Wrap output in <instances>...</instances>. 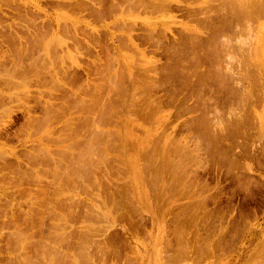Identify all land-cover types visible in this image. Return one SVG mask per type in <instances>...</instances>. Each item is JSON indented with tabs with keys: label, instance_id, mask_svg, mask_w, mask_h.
<instances>
[{
	"label": "rangeland",
	"instance_id": "rangeland-1",
	"mask_svg": "<svg viewBox=\"0 0 264 264\" xmlns=\"http://www.w3.org/2000/svg\"><path fill=\"white\" fill-rule=\"evenodd\" d=\"M182 1H184V0H182ZM200 1L201 0H194L193 2L195 3L194 5H196V6L193 5L194 8L191 6H190L191 8L189 7L192 11H195V13H194L195 15L198 14L197 16H194V17L193 16H187L184 14H176V15L174 14L175 18H172L173 17L172 15L167 16L166 14L164 15L163 13L162 14L158 13V14H160L158 16V14H156L155 12L145 13L147 15H145L144 13L139 14V13L135 12V13H133L134 14L133 16L132 15L130 16V13L128 10L125 13L126 14L125 16L127 17V15L129 14L128 15L129 19L133 20L135 18L134 21L139 20L141 22V23L139 21L135 22L136 26H138V27H136L137 29L138 28L140 29L142 26L147 27V26H149V24L155 23L156 20L158 21V23H160V22L164 21V19H165V21L163 23L170 25L171 28H173V29H174V26L176 29V27H178L177 25L182 21L181 22L182 24L180 23L181 25H184V23L187 24L189 22L187 25L192 26V24H193V27H197L198 29H200L202 31L204 26L206 25V23H204L203 19H205L209 16L215 15V12H214L215 9L213 7L218 2L216 0H208V3H206V1L203 0L205 2L201 1L202 3H199ZM100 2H101V5H104L107 7V11H108V9H112V1L111 0H99V1L98 0H0V128H1V134H2V135L0 134V153L1 152L6 153V152L14 151V150H15L14 152L16 153V156L15 155H6L3 158H0V163L1 164L4 163V167H2L3 164H2V166L0 164V168H3V171H2V169H0V179L2 177L3 183L7 184L6 185V184L1 183L2 180H0V188L2 189V193H4L6 196V197L2 196V194L0 192V196H2L0 199L2 201V202L0 201V203H1L0 204V264H10L9 262H11V263L14 262L13 264H15V261L17 260L16 258H18V257L20 260H17L16 262L19 263L21 261L20 263L23 264V257H21V255L26 254L25 248L28 249V252L31 249L32 252H29V254L31 255L33 253L32 248L40 245V244H38L39 242L41 244H44L42 248L41 247H38V249L33 248L34 253H33L32 257H30L27 253V257L29 256V258L31 259V263H29V264H74V262H75V264H264V188L262 187V186H264V170L261 171V169H260V172H259V169L257 170L256 165H255V160L258 161L257 158H259L260 161H264V159H263L264 157L263 158L261 157L264 155L261 152H259V155H260V153L262 155L258 156V151L255 152L258 148H259L258 150H260L261 145H264V121L262 122V124H260L259 120H257L258 118L254 119L255 121L253 122L252 134L254 133L253 136H254V138L256 137L257 141L259 140V137H260V141L259 142L256 141V145L254 144L253 148L249 147L248 148L249 151H248V153H246L247 155L248 154L250 155V158H251V156L253 157L252 153H254V156L256 154L257 155L256 159L254 157L251 158L252 160L248 159V158L244 159V160L242 159L239 161L240 163L239 162L237 163V166L234 165L231 167L228 165H226L227 167L225 165L223 167L221 165H216V166L214 165V167L216 169H213L212 158L210 156H208L207 154L205 156V152L203 150H201L202 151V152L200 151L201 153L196 151L192 155L190 152V155L187 153L188 156H182V155H181L182 157L179 156L177 158V160L180 163V167L175 168V166L173 164L172 165L170 164L171 162L168 163L169 161L165 159L169 155L166 154V156L165 155L163 156V154H162L163 158L158 155V157H159L158 159H160V160L162 159V163L159 160L158 164L161 163L162 167L156 165L158 167L157 174L159 173V175H157L156 172L154 173L153 172L154 170H152V168L149 167L150 165H147V166L144 165L147 163V161L145 159L146 158L145 155L143 154L144 149H142L141 146L142 145L147 146L148 148L146 147L147 148L146 150H148V151L153 148L154 144H152V143H155L154 140H157L156 137H158L157 133L155 132L154 123H155V120L159 116L158 117L143 116L146 111L143 113V110L141 109V107H142L141 105L143 104V102H141V104H139L140 103L139 101H142L141 100L142 97L140 96L139 93H141L142 92L141 89H143V99L145 98L146 95L149 96V94L147 93L148 90L146 89L147 88L146 85H148V84H146V82L149 80H146V76L154 75V72H153V74H152V72H149L148 74H143V72H144L143 68L144 67L145 68L151 67V65H146V63L144 61L150 60V59H155V58H157L155 60H158V59H160V57H155L151 53H147V56L145 58H142V56H138V54H136V52H134L133 50H128V49H124L120 53V55H118V56H116L113 53L114 51H110L108 54L107 49H110V47L108 46L109 48H107V47H105V45L107 43L111 44V42L109 40H108L109 42L107 41L109 36L107 37L105 29H103V28H105L104 27L105 26L104 21L103 20L100 21L99 19L96 20L95 17H92L89 15L87 10L84 11L85 5H87V7L90 6L92 8H95V7H99ZM197 2H198V5L196 4ZM203 3H204V5H202V6H205V7H202L199 9L198 6H200V4H203ZM96 4H98V6H96ZM206 5H207V7H206ZM128 6H129L128 3H126L124 7L128 9ZM108 12H107V14H108ZM109 13H110V16L106 14V16H108L105 19L106 23H108V21L110 23L111 22L110 19L113 16L115 17V14L112 16L111 12H109ZM152 14L155 15L154 19H153L154 16ZM86 15H89L90 17L88 16L89 18H87V17H85ZM117 15H119V14H117ZM149 15L151 17L152 16L153 17L151 18V17H149ZM163 15L167 16V17H164ZM203 15H205V16L203 17ZM141 17L142 18L144 17V20L140 19ZM157 17H158V19H156ZM188 17H191V18L188 19ZM85 18H87V19L85 20ZM175 19L180 20V21H177ZM92 20H96V21L94 22ZM131 20H129V22ZM151 20L152 21L154 20V22H152ZM173 20H175V21H173ZM87 21L90 22L89 24L91 26L87 24L88 23ZM113 21H114V18H112V22H111L112 24H110V26L108 25V27L110 28L109 32L111 31L112 35L113 36L115 35V37L118 38L121 34V32H120V31H122L121 29H123V25H121L119 22H114L116 24H113ZM176 21L178 22V24ZM242 21L240 20V22H239L241 24V26H240V24L237 27L234 26L233 29H231L229 31L228 36L230 35L229 38L231 40L236 39L237 36H239V35H244V33L247 31V26H246L244 20H242ZM85 22H86L87 26H86V24H84ZM142 22L144 23V25L142 24ZM174 22L176 25L174 24ZM71 24H74V25H71ZM133 24L129 23L128 28H131V26ZM145 24H146V26H145ZM97 25H98V28L95 27ZM74 28L76 29V31ZM100 28H102V29L99 31ZM111 29H113L116 33L114 31L112 32ZM94 30H98L99 32H101V34H102L101 37H104L106 39L105 45L101 42L104 45V46L102 45V48L105 47L104 50H106V53H104V51H103L101 56H103V54H108V55L103 56L104 59H102V61H103V64H106L107 61L109 60L108 62H110V63H107V64H109V66L108 67L106 66L109 70L107 68H104L103 71H101L106 76H104V75L101 76V74H103V73L98 71L97 73H94L93 75H91V78L93 80L91 78L89 80H86V76L83 73V69H84L83 65L84 64L87 65V64H89V61H91V62L93 61V65L95 66L99 62H95L96 59H94V57H92V56H91V58H89L91 54H93L97 58L96 51L94 52L92 50L90 55L88 54V56L86 55L87 56L86 57L85 56L86 51L85 52L83 51L84 52V54H83L82 50H81L82 48L80 49V47H84V49H85V46H82V45H84L83 41L86 37H89L90 35L97 37L96 35H94V34H96L94 32ZM67 32H69V33H67ZM74 36H76V40H74L75 39ZM104 38H102V41L105 40ZM79 41L83 42V43H79L80 45L81 44L82 45L78 47L77 44ZM74 42H75V44H74ZM96 45H98V44H96ZM232 45H236L235 42ZM233 47L231 48L230 51L233 50L232 54L236 55L239 59L240 58V56H238L239 53L237 52L238 53V55H237L236 50L233 49ZM69 48H71V49H69ZM222 49H223L222 46H221V48L219 46V48L217 49V52L215 53V56H216L215 58H217V61L219 60V63L222 62L225 64V63H228L227 61L229 60V58L228 59L225 58V57H227L226 52L229 50L228 49L222 50ZM63 50H65V51H63ZM263 50L264 49H262V51ZM223 51H226V52H223ZM262 51H261V49L259 50L258 55H257L258 58L256 57V59H255V60H257L258 64L260 63V66H259L260 68H258V72H261L260 76H259V73L256 72L255 69L251 70L253 67H250L247 69V70L250 69L249 71H251L252 75H250L249 71H247L246 73L244 72V74L246 75L245 76L246 79L249 80V83H251V81H252L253 87L252 88L249 87V89L250 88L252 89L251 93L253 95L256 93L253 96V98L255 97L254 100L257 98H260L259 96H261L264 92V71H262V70H264L263 69L264 68V51L263 52ZM65 52L68 53V55H67L68 57L66 56L67 53H65ZM54 53L55 54L58 53L59 58L56 59V57H57V55H56V57L54 59L53 58ZM133 54L135 55V57L137 59L134 57ZM219 54H221L222 56ZM75 55H77V56L75 57ZM112 55H114V56H112ZM217 55L219 57H217ZM73 56H74V58H76V60L73 58ZM115 56L119 60H117ZM51 58H52V60H51ZM125 58H126V60H125ZM48 60H49V62L50 61L51 62L49 63ZM116 61H117V64H116ZM118 61L120 64H118ZM141 61L143 62L142 64H141ZM40 62H43V63H40ZM44 62H47V64H45ZM131 62H132V65H131ZM138 62L140 65L137 64ZM233 62L234 61L231 62V60H230V63L232 65H233ZM48 63H49V65H48ZM128 63H130V64H128ZM165 63H166V60L164 58L162 59L161 62H158V64H161V65H163ZM261 63L263 65H261ZM42 64H44V65H42ZM118 65H120V67ZM126 65L128 68L133 70V74L135 76L134 79L136 82L138 79L139 80L141 78L142 79L140 80L141 82H137L138 84L136 83L134 85V84H132L133 82L131 83L129 96H126L125 98H121V100L117 103L116 109H112V112L110 110V114H108V111H107V114L109 117L105 116V118L107 117L109 119V121L111 119H113V120H111L112 122H110L109 126L105 127V130H110V131L113 130L112 133L116 134V136L114 134V136L112 138L114 140L111 139L113 144H112V142H109L112 146L114 145L113 148L111 147L110 144H108L109 146L106 145L108 147V148H106V146H101V147L100 146H96V147L90 146V144L88 143L89 142L88 138H90V137L89 136L87 137L88 134H87L86 129L88 127L86 124L89 123V120H91L92 117H95V115H96L95 118H97L99 115V112L95 113L97 111H94V110L91 111V112L95 113V114H93V113L87 112L86 109H82L83 106H91L92 105L91 103L95 102V99L94 100L90 99L91 96L86 98L87 103L85 102L82 105V107L78 106V105L74 104V102H72L70 114H68L69 108L66 109L68 111L67 117L64 118V120L67 119L66 122H68V123L65 122L66 123L65 124V123H63L64 121L62 120L59 124H57V126H55V128L57 127L55 132L52 133L48 129V131H50L48 134L47 133L48 131L46 130L47 127H45L44 130H42L41 127L38 125L39 123L42 122V119H43L42 117H44V113H45L44 112L45 109L43 111V106H41V105L44 104V106H46L45 104L51 103V102L53 103V105H52L53 107L56 104L57 105L60 104V106L64 104L63 103V100L65 98L64 95L62 97L63 100L61 97H59V96H62L61 91L63 92V90H61V91L59 90V89H62L60 86L61 84H63V83L65 84L64 85L65 87H63V89L65 88L66 91H68V92H66V93H68L66 95H69V89H72V88H74L73 89L74 91L76 90L79 93L87 92L89 89L90 95H92V97L95 98V94H97V90L94 89L96 87H94L93 85H96L98 87L97 84L103 82V84H105V86H103V84L102 85L99 84V86L101 88H104V89L107 88L110 85L109 80L111 78H112L110 80L111 82L116 81V76H115L116 74H114L115 72H117L118 76H119V74H120V76L121 75L123 76V77L119 76V79H124V78L126 79L128 76V74H127L128 69H127ZM235 65H236V63H235ZM235 65H234V67H235ZM42 66H46V69L44 67L42 68ZM72 66L74 67V69ZM78 66L79 67L83 66V67L81 69V68H78ZM112 66H114L115 69ZM37 67H38V69L40 68V71L37 70ZM69 67H70V70L68 69ZM117 67H118V69H117ZM121 67H123V68H121ZM106 69L108 70V72H106ZM61 70H63L64 73L67 72L66 77L68 76V80H71V79H69L70 77L74 78V79L71 80V82H66L67 80H65L66 77L63 75L64 73L62 74L64 77L60 76L61 79L58 78L59 76H57V75H60L61 72L60 73H57V72L61 71ZM65 70H67V71H65ZM15 71H17V72H15ZM53 71H57V72L53 73ZM69 71H71L70 72L71 74H68ZM110 71H112L113 74ZM134 71H136V72L134 73ZM139 71H142V72H139ZM40 72H42V74H40L39 77L35 76V73H40ZM47 72L50 73V74L48 73L50 76H53V75H51L52 73L55 74L54 76L56 78H53L54 76L52 77L53 79H56V81L53 80L55 82H53L52 79L50 80V77L48 76ZM120 72H122V74ZM13 73H14V75H13ZM108 73L109 74L111 73L110 76L111 75H113V76H111V78L107 79V75L109 77ZM144 73H147V72H144ZM11 74H12V77H10ZM123 74H125L126 76ZM247 74H248L249 78H247ZM95 75L96 76L99 75L100 78L98 76L96 77ZM262 75H263V77H262ZM252 77H254V78H252ZM143 78H145V80ZM259 78H261V79L258 80ZM57 79L61 80L60 82H62V83H60ZM63 79L65 81H62ZM76 79H78V80H76ZM102 79H104L105 81H100ZM254 79L256 81L258 80V82H257L258 84H256V81L254 82ZM94 80H96V81H94ZM97 80L99 81V83ZM41 81L43 82L42 84L40 83ZM88 81H90V82H88ZM87 82H88V84H87ZM91 82H92V84H91ZM96 82H97V84H96ZM118 82H119V80H118ZM246 82H247V80H246ZM52 83H53V85H52ZM142 83L144 84V86H141V85H143ZM107 84H109V85H107ZM111 84L114 85L115 83L114 84L111 83ZM125 84L127 86V81L125 82ZM40 85H42V86H40ZM136 85L140 89L136 88L137 87ZM112 87H109V88H112ZM256 87H257V89H255ZM134 88H136V89H134ZM51 89H53V90H51ZM104 89H100V92L108 90V88L105 90ZM138 89L140 92H138ZM132 90H133V92H132ZM134 90H136L138 92L136 98H134V97H135L137 92L134 93ZM144 90H146V91H144ZM51 91H53L54 93L53 92L51 93ZM55 91H57L58 93H56ZM131 92L134 95L131 94ZM59 93H60V95L57 96V99H55L56 96H54V95H57ZM64 93H65V91H64ZM258 93H260V94H258ZM38 95H40V96H38ZM50 95H52V96H50ZM138 95L141 99L139 98L140 100L137 103L136 100H138ZM256 95H259V96L257 97ZM36 96H38L39 99L40 98L42 99V100H39L36 102V103H40V101H41L40 105L36 104L33 101L34 98L36 99ZM69 96H66V97H69ZM148 96H146V98ZM32 97H34V98H32ZM50 97H51V99H50ZM130 97H132V98H130ZM261 97L264 98V94ZM58 98H60L62 100V102ZM262 98L260 99V101L263 100V102L259 104L260 107L258 105V108H256L257 110L255 109L257 112V116H263V113H264V99H262ZM8 99H10V100H8ZM133 99L134 100L136 99L135 100L136 102H134ZM72 100H73V97H72ZM16 101H18L19 103H17ZM42 101H44V103ZM45 101L46 102L48 101V102L45 103ZM49 101H51V102H49ZM131 101H133L132 104H131ZM89 102H90V104H89ZM34 103L37 106H35ZM128 104H131V105H128ZM133 104L135 106H137V108ZM132 105L136 108L135 109L134 107H132V109H134L133 113H132V110H126L127 109L126 107L129 108V106H130L129 109H131ZM74 106L75 107L77 106V107L75 108ZM122 106H123V108H122ZM29 107H31L32 109L30 110ZM80 108H81V110H80ZM66 110H64L65 113H66ZM115 110L117 111V113H115L116 112ZM137 110H138V112L135 113V111H137ZM167 110L166 111L164 110L165 111L164 113L168 112ZM78 111H79V113H78ZM126 111L128 113H126ZM129 111H131V113ZM85 112H86V114H85ZM87 113H89V114H87ZM124 113H126L128 115V117L124 116ZM129 113H130V115H129ZM138 113H139V115H138L139 117L137 116ZM81 114L82 115L85 114L84 117ZM132 114H134L137 117L134 118V115H132ZM87 115H89L90 118ZM112 115H114V116H112ZM116 115H119V116L123 115L122 117H124V118L120 117V118H122V119H120V118H118V116L116 117ZM33 116H34V118H37V117L40 118L39 119L40 122L38 120H36L37 125H35V127L29 126L28 121H27L29 119V117L31 118ZM140 116H143V117H140ZM103 117L104 116H102V118ZM113 117L115 118V121L118 124L114 121ZM80 118H82V119H80ZM87 118H89V119H87ZM105 118H103V119H105ZM136 118H138L137 119L138 121H135ZM153 118H155V119H153ZM74 119H76L77 121ZM123 119H124V121H123ZM152 119L154 122L151 121ZM68 120H70L71 122L74 121L73 122L74 124L70 123V121H68ZM84 120L87 123H85ZM117 120L118 121L120 120L121 122L120 121L118 122ZM139 121L140 122L142 121V122L140 123ZM69 123L72 125L71 126L68 125L69 126L68 127L67 124H69ZM123 123H125L124 129L126 130V133H124L123 129H122V127L124 125ZM145 123H147V124L145 125ZM75 124H76V126H75ZM148 124L151 126H149ZM128 125H130V126H128ZM74 126L75 127L84 126L83 131H80L84 137L76 138V136H74V134L72 133L73 132L72 129L74 128ZM114 126H116V127H114ZM134 126H136L137 128L135 127V129L133 130ZM70 127H72V128H70ZM128 127H129V129H128ZM30 130H32V131L30 132ZM41 130L43 132H41ZM59 130L61 131V133L58 132ZM115 130H116V132H115ZM62 131H64V133H62ZM69 131H72V132H69ZM50 133L53 135H51ZM123 134H125V135H123ZM184 134L182 136L176 135V137H179V139H181L183 137H186V134L185 135ZM117 135H120V139L117 138L118 141L116 140ZM121 135H122V137H121ZM63 136H65V138ZM71 136L72 137L74 136L75 138L74 137L72 138ZM187 138H189V137H187ZM29 139L32 140V142ZM68 139H69V141H68ZM71 139L72 140L78 139V140H74V142H72ZM119 140H122L124 142L126 141V142L124 144V142H121ZM189 140H190V138H189ZM189 140L187 139V141H189ZM62 141H64V144L62 143ZM127 141L129 142L128 146H127V144H128ZM25 142H27V144ZM41 142L43 144H41ZM75 142H76V144L73 145L72 143H75ZM132 142L135 144H133ZM39 143H40V145H39ZM131 143L136 147L132 148ZM86 144H88V145H86ZM78 145H80V146H78ZM123 145H125V148L121 147ZM51 146H53V147H51ZM63 146H64V149H63ZM76 146H78V147H76ZM192 146L190 147V149H188V151H190L192 149V153H193L194 152L193 148H195V147L194 146L192 147ZM102 147L105 148L104 149L105 151L103 149H101ZM126 147H128V148H126ZM256 147H257V149H256ZM119 148L120 149L123 148V149H121L123 151H120ZM39 149L41 150V152L43 150V153H46V154L49 153L48 155L55 158L56 160H64L63 157L65 155H66L65 158H69L72 154H74V157H75L74 162L75 161L79 162V163H77V165H74V167H77L76 169H79L81 167L82 168L71 179L66 180V178H65V181H63V182H65L66 187H65L64 183L60 184L59 182L57 183V181L54 180L53 174H55V173H51L52 170H53V172H56L55 170L57 169V167H54L55 166L54 161L52 164L49 163L51 166L50 165H48V166H50V167H46V168L44 167V169H43V166H41L39 172L37 171L38 172L37 174L33 171L32 172L26 171L27 170V167H26L27 163L26 162H27V158L29 156V153L30 154L31 153L33 154V152L39 153L40 152V151H38ZM96 149H98V151ZM132 149H133V152H132ZM94 151H95V153L97 152V156L95 155ZM83 152H84V155H83ZM103 152H105L104 156H106V155H108V156L104 157L106 159L102 160V157H103L102 153ZM108 152H110V153H108ZM183 152L186 153V150ZM43 153H41V154H43ZM185 153H184V155H186ZM57 154H59V155H57ZM69 154H70V156H69ZM85 154H88L90 156H86ZM140 154L142 155V157H145V158L139 157V156H141ZM115 156H117V157L115 158ZM207 157H209V160H210L209 163H206ZM144 159L146 162H144ZM181 159L182 160L184 159V160L180 161ZM253 159H255V160H253ZM83 160H84V162H83ZM164 160L167 162V165H165L166 162ZM88 161H90L91 163ZM257 161H256V163H257ZM85 162L87 163V165H84ZM163 162H165V163H163ZM8 164L12 165V166L14 165V166L12 167V166H9ZM124 164H126V165H124ZM163 164H164V166H163ZM6 166H7V168H5ZM166 166L167 167L171 166V168L173 169L174 172H172V169H170L169 167H168L169 168L168 169ZM172 166H174V167H172ZM243 166H245V168ZM247 166L251 167L252 170H248ZM8 167L9 168L11 167L10 169H11V171L12 170L13 171L11 172L10 169H8ZM83 167H84V169H83ZM145 167L146 168L149 167V168L146 170ZM47 168L50 170H48ZM117 168H119V169H117ZM226 168L229 170H227ZM160 169H162V170H160ZM124 170H126L127 172H125ZM175 170H177L178 173ZM14 171H16V172L14 173ZM23 171L26 174H24ZM85 171H86V174H85ZM105 172L107 175L105 174ZM167 172L170 174H168ZM3 173L5 176L3 175ZM22 173H23V175H21ZM32 173H33V175H35L36 178H38V177L40 178L38 181H37V179L33 180L34 183L32 181L28 182L31 179V177H32V179H35V178H33ZM148 173H149V175H148ZM161 173H162V176L160 175ZM165 173H166V175H165ZM12 174L14 177L12 176ZM119 174H121V175L119 176ZM16 175H18V177ZM64 175H66V174H64ZM114 175L116 176V178ZM155 175L157 178L155 177ZM175 175H177V176H175ZM121 176L124 178H122ZM184 176H185V178H184ZM248 177H250V178H248ZM12 178L14 180L10 181V180H12ZM17 178L19 180H17ZM78 178H79V180H78ZM171 178H172V180H169ZM174 178H175V180H174ZM5 179H7V180H5ZM73 179H74V181H73ZM155 179H158L157 182ZM152 180H155L156 184L153 183L154 181H152ZM180 180H183V181L180 182ZM15 181H17L18 183H16ZM20 181L23 182L22 186H19V185L15 186L16 184H19ZM171 181H174V182H171ZM27 182H28V184L29 183L30 184L32 183V184L31 185L29 184V186H28ZM35 182H37V183H35ZM53 182L56 183L57 186H55L56 184H53V186H54L53 187L51 184ZM179 182H180V184H179L180 187H178V185H177V183H179ZM183 182H185L184 185H183ZM10 183H12V184H10ZM24 183H25V185H24ZM115 184H117V185L119 184L118 186H120V187H118ZM167 184L168 185L170 184V186L171 187L173 186V187L171 188ZM3 185H5V186H3ZM20 185H21V182H20ZM62 185H63V187H61ZM112 186H114L115 188L114 187L112 188ZM249 186H251L252 189L256 188V186L257 187L261 186L262 191L257 192V194L255 196H251L250 192H248V194H247V190L250 189ZM57 187H59V189ZM164 187H166V188L164 189ZM248 187H249V189H248ZM22 188H24L23 190L30 189L27 192L28 193L30 192L32 195L29 193L30 195H28V197H27L26 196L27 193L25 191L26 197L24 196L23 198L22 197L18 198V197H20V195L21 196L24 195V193L20 194L22 192ZM180 188L181 189L183 188L184 192H183V189L181 190ZM1 189H0V191H1ZM3 189L4 190L6 189L7 191L3 192ZM9 190H10V192L12 190L13 193L12 192L11 193L15 196H12V195L7 196L10 193V192H8ZM16 190H21V191H18L20 193H17ZM52 190H53V192H56L58 190V192L54 194L52 192ZM179 190H180V192H179ZM67 191H68V193H66ZM112 191H114L115 193H113ZM14 192H16V194ZM47 192L52 193V194L51 193L49 194L50 196L54 195L56 197L55 198H54V196L49 197L50 200L52 198V200L50 201L49 198L47 197V194H48ZM41 193L43 195H44V193H46V196L45 195L44 196L47 198L48 201H50V203H51V204L49 203L50 206L48 205V201L46 200L45 197H43L45 201L43 200L42 197H40ZM61 193H62V195H61ZM164 193H165V195H162ZM178 194H180V195L182 194V196H180V195L178 196ZM57 195H58V197H57ZM114 195H116V196L114 197ZM116 197H120L119 199H121V200H118V198H116ZM3 198H5V199H3ZM40 198H42V199H40ZM105 198L108 199L109 201H112V199L116 198L115 200L118 201L119 203L122 201L120 203V208H117V211H115L114 209H116V208L112 207L113 203H110L108 200H107L108 203H106L107 201L104 200ZM11 199H12V201H11ZM7 200H9L8 203L10 202L9 204H11L10 209H9V204L7 203ZM41 200H43V201H41ZM39 201H41V205H42V202L47 201V203L44 204V207H43V205L41 206L39 204L42 207V209H41L42 211H43V209H45V205H47L46 206L47 210H48V207L50 208L48 211L45 209L46 210L45 214H44L45 210L42 212V214H43L42 217L45 215V217L42 220H40L41 218H39V217H41V215L40 216L37 215V217H36V214H39V212L41 214V210L40 209H39L40 211L38 210V208H41V207L40 206L38 207V205L36 206V204H38L36 202H39ZM67 201H68V203H67ZM104 201H106V202H104ZM123 201L127 204L126 207H125V205H124L125 203ZM5 203H7V204H5ZM52 203L55 205H53ZM60 203H61V205H60ZM168 203H169V205H168ZM196 203H198V204H196ZM15 204L18 205V207H16ZM98 204H99V206H98ZM121 204H123L122 207H121ZM23 205H24V207H23ZM30 205L33 206V208L37 209L36 211H39V212L35 213V216L33 215L34 212L31 211V210H33V211H35V210L32 209ZM62 205L65 206V207H63L64 209L59 208V207H62ZM175 205H177V207ZM70 206H72L73 208ZM157 207H158V209H157ZM7 208H8V211H7ZM12 208H13V211H15V209H16V211L13 212ZM193 208H194V210H193ZM182 209H183V211H182ZM17 210H21V211L17 212ZM68 210H70L73 213H71ZM126 210L129 211L130 213L127 212ZM153 210H154V212H153ZM4 211L6 212V216H5ZM22 211L24 213L23 215L27 214V217L28 216L29 217L26 220V222L24 221L22 223L23 226L19 225L20 226L19 228L22 227V229L25 230L24 226H26V224H24V223H28L30 225V224H32L31 220L32 221L34 220V222L37 219L40 220L39 223H38V220L36 221L37 224H36V222L33 223L35 226H33V224H32V226H29L32 228L34 227L33 228L34 231L33 230L32 231L34 232L36 239L35 238H32V239H34V241L36 240L35 242H37V243H34L30 239L31 237H34V236H33V234L31 236L30 233H32V231H31L32 228L29 230L28 229L29 227L26 229L25 233H23V234H26L29 232L28 234H30V235H28V236L29 237L31 236V237L30 238L27 237V241L25 239L27 234L25 235V237H21L22 239L24 238L23 240H25L26 242L16 238L18 235H17V232L14 233V230L16 231V227L14 226L15 224L13 222H14V220H16L15 222L17 223V220L21 219V218L22 219L24 218V220L26 219L25 218L26 215L24 217H22L23 216L21 213ZM76 211L78 213H76ZM174 211H175V213H174ZM12 212L14 214L17 212L18 213V214L16 213L17 215H19V214L21 215V216L19 215L18 219H16L17 215H15L16 217H14V219L12 220L13 222L9 219V218H11L10 215L12 214ZM27 212L28 213L30 212V214H28ZM67 212L69 214H67ZM121 212H123V213H121ZM7 213L9 216H7ZM80 213H81V215H80ZM190 213H191V215H190ZM31 214L34 217L31 216L32 217L31 218L30 217ZM70 214H71V216H69ZM88 215H89V218L87 217ZM119 215H120V217H119ZM4 216H5V218H4ZM11 216L13 217V214ZM129 216L133 219H131ZM6 217H8L9 220ZM66 217H69V218H66ZM85 217H86V219H85ZM152 217H153V219H152ZM5 219H7L8 221H11L13 223V225L10 223H7L5 221ZM90 220H91V222H90ZM21 222H20V220L18 221L19 224ZM89 222L92 225L89 224ZM7 224H10V225H7ZM9 226H13L12 228L15 227V229H12V228L10 229ZM64 226L65 227L68 226V227H66L67 229ZM81 227H83V228H81ZM64 228L66 230H64ZM130 228H132V230H134V228H137L135 230L136 232L135 231L130 232ZM56 229H57V231H56ZM87 229H89L88 231H91L94 233V234H90V235H95L94 237L91 236L92 239H89L91 237H90V235H88L90 232L87 234V232H88ZM27 230H28V232H27ZM59 230H60V232H59ZM85 230H86V232H85ZM81 231L82 232L84 231V233H86V236H88L89 238H86V236L84 238V234ZM55 233H57V234H55ZM67 233H69V234L71 233V235L73 234L72 236L70 235L71 237L69 236L70 238H68V240L71 242V245L73 244L72 246L73 247L75 246L73 249H71L70 245L68 246L69 241L67 239H64V234H67ZM250 233L252 234V236ZM14 234H16L17 236L15 237ZM36 234L38 237L36 236ZM69 234H67L66 238L68 237ZM19 235H20V233H19ZM60 236H61V238H60ZM250 236H251V238H250ZM109 237H110V239L108 240ZM246 237H248V238H246ZM28 238L30 239L29 241H28ZM8 239H10L9 241L12 242V243L10 242L11 245L14 244L13 248L15 247V244L18 242L17 240H19V242L21 241L20 242V243H22L21 247H23L24 245L26 246V243H27V247H28V245H31V244H32L31 245L32 247L29 246L27 248L24 246L23 247L24 253L23 254L21 253V255H20L18 253L23 252V250L18 245L17 246L18 251H20V252L16 251L17 249H15V251L12 250L13 252L9 253V252H11L10 250H11L12 246L10 247V244L7 241ZM14 239L17 242H15ZM39 239H40V241H39ZM61 239H62V241H61ZM87 239L90 242H91V240L92 241L94 240L95 243L92 242L94 244L91 243V244H88L87 246L83 245L86 241L89 242ZM81 240L83 242L82 245L85 246V248L81 247V245H80ZM30 241H32L34 244H36V246H34V244ZM96 241H98L99 243ZM28 242L31 244H29ZM62 242H64V243L67 242L68 243V244L66 243L67 247ZM20 243H17V244H20ZM7 244H9V245H7ZM85 244H87V243H85ZM99 244H101V246L105 249L100 250V248H96L98 246L100 247ZM9 247H10V249L6 250ZM65 247H66V250H65ZM45 248H47V249L45 250ZM67 248H69L68 253H67ZM95 248H96L95 251L98 254L100 253L99 257L102 258V259L100 258L101 260L95 258L96 256L98 257L97 253L92 251ZM81 249H83V250H81ZM36 250H38L37 253L35 252ZM77 250L79 252H77ZM46 251L49 255L47 253H45ZM81 251H82V254H80ZM90 251H92L96 254V255H94V253L92 254L95 257H92V255L90 257V254H88V253H91ZM98 251H100V252H98ZM105 251L108 252V255L106 254ZM14 252L18 256H16V254H14ZM103 252H105V253H103ZM241 252H242V254H241ZM65 253H67V254H65ZM102 253H103V255H102ZM68 254H69V256H68ZM85 254H86V256L87 255L88 256L86 257ZM41 255H43L44 257ZM50 255H51V257L49 258ZM81 256H83V257H81ZM10 257H12V258H10ZM64 257H66V258L64 259ZM85 257L90 259V260L86 259L87 261L85 262V259H84ZM8 258H9V260H8ZM29 258L26 259V256H24V259H26L24 261L29 262L30 261V260L28 261ZM72 258H74V259H72ZM239 258H241V259H239ZM10 259L13 261H11ZM48 259H50V260H48ZM238 259H239V261H238ZM72 260L74 262H71ZM51 262H53V263H51ZM18 263H16V264H18ZM25 264H28V263H25Z\"/></svg>",
	"mask_w": 264,
	"mask_h": 264
},
{
	"label": "bare ground",
	"instance_id": "bare-ground-1",
	"mask_svg": "<svg viewBox=\"0 0 264 264\" xmlns=\"http://www.w3.org/2000/svg\"><path fill=\"white\" fill-rule=\"evenodd\" d=\"M99 1V0H98ZM112 1V9H108V11L109 12H111V15L113 16L114 14H115V17L113 16L112 18H114V21H113V24H116V23H114V22H119L121 25H123V29H121L122 31H120L121 32V34H120V36L118 37V38H116L115 37V35L113 36L112 35V33H111V31L109 32V27H108V25L110 26V24H112L111 22H112V18L110 19L111 20V22L109 23V21H108V23H106V18L108 17V16H106V14H107V7L106 6H104V5H101V2H100V5H99V7H95V8H92V7H90V6H88L87 7V5H85L84 6V11H86L87 10V12L89 13V15L90 16H92V17H95L96 18V20L97 19H99L100 21L101 20H103L104 21V23H105V28H103V29H105V32H106V35H107V37L109 36V38L107 39V41L109 40L110 42H111V44L109 45L108 43V45L106 44L105 45V42H106V39L104 38V37H101L102 36V34H101V32H99L102 28H100L99 29V31L98 30H94V32L96 33V34H94V35H96L97 37H94L93 35L91 36H89V37H86L85 39H84V43L83 42H78V44H77V46L79 47V46H81L79 43H83L84 45H82V46H85V49H84V47H80V49L82 50V53L84 54V52L86 51V53H85V56L87 55L88 56V54L90 55V53L92 52V50L95 52L96 51V56H97V58L93 55V54H91L90 55V57L89 58H91V56L92 57H94V59H96L95 60V62H99L98 64H96L95 66L93 65V61L91 62V61H89V64H84L82 67L84 68L83 69V73H84V75L86 76V80H89L90 78H91V75H93L94 73H97L98 71H103V69L104 68H107L108 66H109V64H107V63H110V62H108L107 61V63L106 64H103V61H102V59H104V55H108L109 54V52L110 51H114L113 53L116 55V56H118V55H120V53L124 50V49H128V50H133L134 52H136V54H138V56H142V58H145L146 56H147V53H151L152 55H154L155 57H160V59H158V60H155V59H157V58H155V59H150V60H145L144 62L146 63V65H151V67H149V68H143V71L144 72H147V73H144L143 72V74H148L149 72H152V74H153V72H154V75H151V76H146V80H149V81H147L146 82V84H148V85H146V89L148 90V94H149V96L148 95H146V96H148L147 98H146V96H145V98L143 99V89H141L142 90V94L141 93H139L140 94V96L142 97V99L139 97V95H138V100H136L137 101V103H138V101L141 99L142 101H139L140 103L139 104H141V102H143V104L141 105L142 107H141V109L143 110V113H144V115L143 116H148V117H158L156 120H155V123H154V125H155V132L157 133V135H158V137H156L157 138V140H154V142L156 143H152V144H154L153 145V148L152 149H150L149 151L148 150H146L148 147L147 146H141L142 147V149H144L143 151V154L145 155V157H142V155L141 156H139V157H142V158H145L146 159V161H147V163L146 164H144V165H150L149 167H151L152 168V170H154L153 172L155 173L156 172V174H157V170H158V167L156 166V165H158V166H161L162 167V159L160 160V159H158L159 157H158V155L159 156H161L162 157V154H163V156L165 155L166 156V154L167 155H169V156H167L165 159L166 160H168L169 162L168 163H170L171 165L173 164L174 166H175V168H178V167H180V163H179V161L177 160V158L180 156V157H182V156H188L187 155V153L190 155V152H191V155L192 154H194L196 151L197 152H200L201 150H203L204 152H205V156H206V154L208 155V156H210L211 158H212V161H213V169H216L215 167H214V165L216 166V165H221L222 167L225 165H228V166H234V165H236L237 166V163L240 161V160H244V159H251V158H257V155L255 154V156H254V153H252L253 154V157L251 156V158H250V155L248 154H246V153H248V148L249 147H252L253 148V146H254V144L256 145V137L254 138V136H253V134H252V129H253V122L255 121L254 119H257V120H259V122H260V124H262V122L264 121V113H263V116H257V112H256V108H258V105L260 104V103H262L263 102V100H261L260 101V99L262 98L261 96L264 94V92H263V94L261 95V96H259V95H256L257 97L259 96L260 98H257V99H255L254 100V98H253V96L256 94H252L251 93V91H252V81H251V83H249V80L248 79H246V75L244 74V72L246 73L247 71H249V70H247L248 68H250V67H253L251 70H253V69H255L256 70V72H258V68H260L259 66H260V63L258 64V62H257V60H255L256 59V57L258 58V52H259V50L261 49V51H262V49H264V0H216L218 3L213 7L214 9H215V15L214 16H209V17H207V18H205V19H203V21H204V23H206V25L204 26V28H203V30L201 31L200 29H198L197 27H193V24H192V26H189V25H187L186 23H184V25H181L182 23V21L178 24V22L177 21H180V20H177V19H175V20H177L176 22H177V26L178 27H176V29H175V26H174V29L173 28H171V26L170 25H168V24H166V23H163L164 21H165V19H164V21H162V22H160V23H158V21L156 20V22L155 23H152V24H149V26H147V27H141L140 29L138 28H136V27H138V26H136V24H135V22L136 21H139V20H136V21H134V19L133 20H131V19H129L128 18V15H127V17L125 16L126 14V12H127V10L129 11V13H130V16L132 15H134L133 13H139V14H141V13H147V12H150V13H152V12H155L156 14H158V13H163L164 15L166 14L167 16L168 15H172L173 17L172 18H175V16H174V14L176 15V14H184V15H187V16H197V15H195L194 13H195V11H192L190 8L191 7H193V5L195 4L193 1L194 0H184V1H182V0H111ZM201 1H203V0H201ZM199 2V3H202V2ZM206 1V3H208V0H205ZM205 1H203V2H205ZM125 2V3H124ZM95 3V2H94ZM126 3H128V9L127 8H125L124 6H125V4ZM205 3V4H206ZM210 3V2H209ZM111 4V3H110ZM197 5H198V2L196 3ZM213 4V3H212ZM202 5H204V3L203 4H200V6H198L199 7V9L200 8H202V7H205V6H202ZM210 5V4H209ZM93 6V5H92ZM96 6H98V4H96ZM191 6V7H190ZM194 6H196V5H194ZM110 7V6H109ZM190 7V8H189ZM206 7H207V5H206ZM209 7V6H208ZM194 8V7H193ZM205 9V8H204ZM203 9V10H204ZM196 10V9H195ZM202 10V11H203ZM208 10V9H207ZM213 10V9H212ZM107 11V12H106ZM211 11V10H210ZM108 12V14L107 15H109L110 16V13ZM201 12V11H200ZM205 12V11H204ZM154 13V14H155ZM211 13V12H210ZM209 13V14H210ZM117 14H119V15H117ZM143 14V15H144ZM208 14V15H209ZM214 14V13H213ZM89 15H86L85 17H87V18H89L90 16ZM145 15H147V14H145ZM144 15V16H145ZM151 15V14H150ZM149 15V17H151ZM153 15V14H152ZM160 14H158V16H159ZM163 15V16H164ZM206 15V14H205ZM205 15H203V17L205 16ZM211 15V14H210ZM89 16V17H88ZM129 16V17H130ZM139 16V15H138ZM141 16V15H140ZM154 16V17H153ZM152 17H153V19L155 18V15H153ZM157 16V15H156ZM167 16H164V17H167ZM135 17V16H134ZM148 17V16H147ZM151 17V18H152ZM87 18H85V20L87 19ZM189 18H191V17H188V19ZM84 19V18H83ZM140 19H142V20H144V17L142 18H140ZM150 19V18H149ZM148 19V20H149ZM156 19H158V17L156 18ZM197 19V18H196ZM91 20V19H90ZM89 20V21H90ZM96 20H92V21H96ZM129 20H131L130 22H129ZM147 20V21H148ZM167 20V19H166ZM169 20V19H168ZM175 20H173V21H175ZM186 20V19H185ZM240 20L242 21V20H244V22H245V24H246V26H247V31L244 33V35H239V36H237V38L236 39H234V40H231L230 38H229V36H228V33H229V31L231 30V29H233V27L234 26H238L240 23ZM91 21V22H92ZM152 21V20H151ZM161 21V20H160ZM84 22V21H83ZM88 22V21H87ZM93 22V23H94ZM140 22V21H139ZM146 22V21H145ZM152 22H154V20L152 21ZM186 22V21H185ZM199 22V21H198ZM243 22V21H242ZM73 23V22H72ZM90 22H88L87 24L88 25H90L89 24ZM103 23V24H104ZM129 23H134L132 26H131V28H128V25H129ZM141 23V22H140ZM151 23V22H150ZM168 23V22H167ZM84 24H86V22L84 23ZM87 24H86V26H87ZM142 24L144 25V23L142 22ZM174 24H175V22H174ZM71 25H74V24H71ZM76 25V24H75ZM93 25V24H92ZM95 25V24H94ZM176 25V24H175ZM84 26V25H83ZM85 26V27H86ZM91 26V25H90ZM101 26V25H100ZM145 26H146V24H145ZM180 26V27H179ZM196 26V25H195ZM240 26H241V24H240ZM67 27V26H66ZM75 27V26H74ZM77 27V26H76ZM94 27V26H93ZM95 27H97L98 28V25L97 26H95ZM103 27V26H102ZM70 28V27H69ZM72 28V27H71ZM84 28V27H83ZM92 28V27H91ZM90 28V29H91ZM75 29V28H74ZM87 29V28H86ZM67 30V29H66ZM112 30V32L114 31L113 29H111ZM75 31H76V29H75ZM103 31V30H102ZM118 31V32H119ZM234 31V30H233ZM232 31V32H233ZM57 32V31H56ZM91 32V31H90ZM115 32V31H114ZM235 32V31H234ZM233 32V33H234ZM67 33H69V32H67ZM116 33V32H115ZM236 33V32H235ZM87 34V33H86ZM85 34V35H86ZM93 34V33H92ZM114 34V33H113ZM69 35V34H68ZM170 35V36H169ZM178 35V36H177ZM70 37V36H69ZM73 37V36H72ZM71 37V38H72ZM75 37V39L74 40H76V36H74ZM96 38V39H95ZM102 38H104L105 40H103L102 41ZM79 39V38H78ZM72 41V40H71ZM78 41V40H77ZM98 41V42H97ZM108 41V42H109ZM97 42V43H96ZM105 45V47H107V48H109L110 47V49H107V53L108 54H103V56H101L102 55V53H103V51H104V53H106V50H104L105 49V47H103L102 48V43ZM235 42V44L236 45H232L233 43ZM74 44H75V42H74ZM96 44H98V45H96ZM103 45V46H104ZM76 46V45H75ZM109 46V47H108ZM219 46H220V48H221V46H222V48L223 49H228L229 51H223V52H226L227 53V57H225V58H229V60L227 61L228 63H219V60L217 61V58H215L216 56H215V53L217 52V49L219 48ZM234 46V47H233ZM233 47V49H235L236 50V53L238 52L239 53V55H238V53H237V55L238 56H240V58L238 59V57L236 56V55H234V54H232V51H230L231 50V48ZM77 48V47H76ZM63 49V48H62ZM69 49H71V48H69ZM98 49V50H97ZM222 49V50H223ZM66 50V49H65ZM65 50H63V51H65ZM68 51V50H67ZM77 51V50H76ZM84 51V52H83ZM126 51V50H125ZM264 51V50H263ZM262 51V52H263ZM73 52V51H72ZM81 52V51H80ZM133 52V53H134ZM65 53H67V52H65ZM79 53V52H78ZM130 53V52H129ZM235 53V52H234ZM126 54V53H125ZM132 54V53H131ZM261 54V53H260ZM263 54V53H262ZM56 55H57V57H56ZM68 55V53L66 54V56ZM134 55V54H133ZM219 55H221V54H219ZM59 55H58V53L57 54H55L54 53V56H53V58L55 59V57H56V59L57 58H59L58 57ZM77 55H75V57H76ZM86 56V57H87ZM112 56H114V55H112ZM111 56V57H112ZM115 56V57H116ZM122 56V55H121ZM137 56V57H138ZM222 56V55H221ZM68 57V56H67ZM128 57V56H127ZM134 57H135V55H134ZM217 57H219L218 55H217ZM73 58H74V56H73ZM121 58V57H120ZM129 58V57H128ZM136 58V57H135ZM140 58V57H139ZM165 59L166 60V63L165 64H163V65H161V64H158V62H161L162 61V59ZM69 59V58H68ZM75 60H76V58H74ZM113 59V58H112ZM116 59H117V57H116ZM122 59V58H121ZM137 59V58H136ZM220 59V58H219ZM236 59V60H235ZM51 60H52V58H51ZM117 60H119V59H117ZM125 60H126V58H125ZM135 60V59H134ZM230 60H231V62L232 61H236L235 63H236V65H235V63L233 62V65L230 63ZM88 61V60H87ZM122 61V60H121ZM120 61V62H121ZM259 61V60H258ZM48 62H49V60H48ZM51 62V61H50ZM49 62V63H50ZM73 62V61H72ZM226 62V61H225ZM260 62V61H259ZM40 63H43V62H40ZM45 64H47V62H44ZM49 63H48V65H49ZM143 62L141 61V64H142ZM248 63V64H247ZM36 64V63H35ZM52 64V63H51ZM73 64V63H72ZM116 64H117V61H116ZM118 64H120L119 63V61H118ZM128 64H130V63H128ZM127 64V65H128ZM137 64H139V62L137 63ZM37 65V64H36ZM39 65V64H38ZM41 65V64H40ZM42 65H44V64H42ZM47 65V66H48ZM74 65V64H73ZM86 65V66H85ZM93 65V66H92ZM127 65H126V67H127ZM131 65H132V62H131ZM140 65V64H139ZM234 65H235V67H234ZM261 65H263L262 63H261ZM107 66V67H106ZM119 67H120V65H118ZM45 68L46 69V66H42V68ZM73 67V66H72ZM82 67H79L78 66V68H81L82 69ZM113 68H114V66H112ZM124 67V66H123ZM123 67H121V68H123ZM262 67V66H261ZM67 68V67H66ZM76 68V67H75ZM110 68V67H109ZM125 68V67H124ZM263 68V67H262ZM63 69V68H62ZM69 70H70V67L68 68ZM73 69H74V67H73ZM77 69V68H76ZM75 69V70H76ZM102 69V70H101ZM108 69V68H107ZM106 69V72H108V70ZM112 69V68H111ZM110 69V70H111ZM115 69V68H114ZM113 69V70H114ZM117 69H118V67H117ZM126 69V68H125ZM127 69H128V76H127V78L125 79H119V76H120V74H119V76H118V74H117V72H115L114 74H116L115 76H116V81H113V82H111L110 80L112 79L111 78V76H113V75H111L110 76V74L112 73L113 74V72L112 71H110L111 73L109 74V77H108V75H107V79L108 78H111L110 80H109V84H107V85H109L107 88H108V90L107 91H103V92H100V89H104V88H101L100 86H99V84H103V82H101V83H99V81H98V83L99 84H97V82H96V84L98 85V87L96 86V85H93L94 87H96V88H94V89H96L97 90V94H95V98L94 97H92V95H90V91H89V89H88V91L87 92H84V93H79V92H77L76 90L74 91L73 89L74 88H72V89H69V95H66V94H68V93H66V92H68V91H66V89L64 88L63 89V87H65L64 85V83L63 84H61L60 86H61V88L62 89H59L60 91L61 90H63V92L61 91V95L62 96H59L60 95V93L59 94H57V95H54V96H56V98L55 99H57V96H59V97H63V95H64V100H63V98H62V100H63V105H61L60 106V104L59 105H54V107L52 106L53 105V103L51 102V101H49V102H51V103H47L46 101H45V103H47V104H45L46 106H44V104L43 105H41V106H43V111H44V109H45V113H44V117H42L43 119H42V122L41 123H39L38 125L41 127V129L42 130H44V128L45 127H47V131H48V129L53 133V132H55V130H56V128H55V126H57V124H59L62 120L64 121L63 123H65L66 122V120L67 119H65L64 120V118L65 117H67V112L69 111V113L68 114H70V109H71V107H72V102H74V104H76V105H78V106H81L82 107V105L86 102V98H88V97H90L91 96V100H94L95 99V102L94 103H91L92 105L91 106H83L82 107V109H86V111L87 112H90V113H93V112H91V111H97V112H95V113H98L99 112V115H98V117L97 118H95L96 117V115H95V117H92V119L91 120H89V123H87V122H85V120H84V122L85 123H87L86 125H87V137L89 136L90 138H88L89 139V144H90V146H106V145H108V144H110L109 142H112L111 141V139L113 138V136H114V134L112 133V131L113 130H105V127H107V126H109V124H110V122H112L111 120H113V119H111L110 121H109V119L106 117L105 118V116H108V114H110V110H111V112H112V109H116L117 108V103L121 100V98H125L126 96H129V94H130V85H131V83L132 84H136L137 82H141L140 80L142 79H138L137 77V79L139 80H137V82L135 81V76H134V74H133V70H131L130 68H128L127 67ZM264 69V68H263ZM9 70V69H8ZM37 70H39L40 71V68L38 69V67H37ZM43 70V69H42ZM261 70V69H260ZM12 71V70H11ZM63 70H61V71H53V73L54 72H57V73H60V75H57V76H59L58 78H60V76L61 77H66V73H64V71L62 72ZM65 71H67V70H65ZM79 71V70H78ZM123 71V70H122ZM262 71H264V70H262ZM8 72V71H7ZM15 72H17V71H15ZM50 72V71H49ZM49 72H47V74L49 73ZM71 71H69L68 72V74H71L70 73ZM80 72V71H79ZM99 72V73H100ZM105 72V71H104ZM124 72V73H125ZM136 71H134V73H135ZM139 72H142V71H139ZM250 72V75H252L251 74V71H249ZM255 72V71H254ZM52 73V72H51ZM51 74V75H55V74ZM64 73V74H63ZM75 73V72H74ZM82 73V74H83ZM101 73H103V72H101ZM100 73V74H101ZM121 74H122V72H120ZM253 73V72H252ZM259 73V76H260V73L261 72H258ZM40 74H42V72H40V73H35V76H40ZM50 74V73H49ZM48 74V76L50 77V80L52 79V81L53 80H55L56 81V79H53V78H56L55 76L53 77V76H50ZM64 76H63V75ZM13 75H14V73H13ZM76 75V74H75ZM106 76L104 73L103 74H101V76ZM123 75H125V74H123ZM70 76V75H69ZM79 76V75H78ZM96 76V75H95ZM98 77H99V75H97ZM96 76V77H97ZM122 76V75H121ZM120 76V77H121ZM126 76V75H125ZM124 76V77H125ZM143 76V75H142ZM10 77H12V74H11V76ZM14 77V76H13ZM53 77V78H52ZM74 77V76H73ZM76 77V76H75ZM94 77V76H93ZM123 77V76H122ZM144 77V76H143ZM262 77H263V75H262ZM67 78V79H66ZM65 78V80H67L66 82H71V80H73L74 78H69V79H71V80H68V76ZM100 78V77H99ZM140 78V77H139ZM247 78H249L248 77V74H247ZM252 78H254V77H252ZM257 78V77H256ZM61 79V78H60ZM92 79V78H91ZM106 79V78H105ZM144 80H145V78H143ZM261 78H259L258 80H260ZM41 80V79H40ZM58 80V79H57ZM64 79L62 80V81H65ZM76 80H78V79H76ZM93 80V79H92ZM118 80H119V82H118ZM246 80H247V82H246ZM253 80V79H252ZM258 80L256 81L255 79H254V82L256 81V84H258L257 82H258ZM55 81H53V82H55ZM59 82L61 81V80H58ZM94 81H96V80H94ZM100 81H105L104 79H102V80H100ZM108 81V80H107ZM127 81V86H126V84H125V82ZM85 82V81H84ZM88 82H90V81H88ZM88 82H87V84H88ZM41 84L43 83L42 81L40 82ZM57 83V82H56ZM60 83H62V82H60ZM111 83H115L114 85H112ZM144 83V82H143ZM142 83V84H143ZM86 84V85H87ZM91 84H92V82H91ZM90 84V85H91ZM138 84V83H137ZM52 85H53V83H52ZM59 85V84H58ZM113 87H112V86ZM40 86H42V85H40ZM39 86V87H40ZM74 86V85H73ZM103 86H105V84H103ZM137 86V85H136ZM135 86V87H136ZM141 86H144V84L143 85H141ZM140 86V87H141ZM258 86V85H257ZM54 87V86H53ZM109 87H112V88H109ZM249 87H251L250 89H249ZM107 88H105V89H107ZM136 88H139L138 86L136 87ZM136 88H134V89H136ZM143 88V87H142ZM55 89V88H54ZM104 89V90H105ZM140 89V88H139ZM139 89H138V92H140L139 91ZM145 89V88H144ZM255 89H257V87L255 88ZM51 90H53V89H51ZM250 90V91H249ZM58 91V90H57ZM57 91H55L56 93H58ZM59 91V92H60ZM64 91H65V93H64ZM144 91H146V90H144ZM254 91V90H253ZM40 92V91H39ZM53 91H51V93H52ZM95 92V91H94ZM132 92H133V90H132ZM131 92V94H133ZM137 91L136 90H134V93H136ZM138 92L136 93V95H135V97L134 98H136L137 97V94H138ZM50 93V94H51ZM54 93V92H53ZM64 93V94H63ZM39 94V93H38ZM42 94V93H41ZM84 96H83V95ZM146 94V93H145ZM144 94V95H145ZM258 94H260V93H258ZM16 95V94H15ZM69 96V97H66V96ZM134 95V94H133ZM132 95V96H133ZM11 96V95H10ZM38 96H40V95H38ZM38 96H36V99L34 98V97H32V98H34V102L36 103L37 101H39V100H42L41 98L39 99V97ZM50 96H52V95H50ZM16 97V96H15ZM20 97V96H19ZM24 97V96H23ZM38 97V98H37ZM72 97H73V100H72ZM3 98V97H2ZM53 98V97H52ZM130 98H132V97H130ZM140 98V99H139ZM16 99V98H15ZM38 99V100H37ZM50 99H51V97H50ZM54 99V98H53ZM58 99H60V98H58ZM89 99V100H90ZM259 99V100H258ZM262 99H264V98H262ZM8 100H10V99H8ZM7 100V101H8ZM12 100V99H11ZM21 100V99H20ZM36 100V101H35ZM61 100V99H60ZM62 100H61V102H62ZM97 100V101H96ZM134 100V99H133ZM134 100V102H136ZM57 101V100H56ZM88 101V100H87ZM248 101V102H247ZM260 101V102H259ZM17 103H19L18 101H16ZM43 103H44V101H42ZM125 102V101H124ZM130 102V101H129ZM34 103V104H35ZM87 103V102H86ZM133 103V101H131V104ZM13 104V103H12ZM36 104H38V105H40L41 104V101H40V103H36ZM35 104V106H37ZM55 104V103H54ZM89 104H90V102H89ZM95 104V105H94ZM120 104V103H119ZM131 104H128V105H131ZM135 104V103H134ZM133 104V105H134ZM2 105V104H1ZM23 105V104H22ZM131 106V109H129L130 108V106H129V108L128 107H126L127 109L126 110H132V113H133V111H134V109H132V107H134V106ZM137 105V104H136ZM17 106V105H16ZM124 106V105H123ZM123 106H122V108H123ZM26 107V106H25ZM75 107V106H74ZM77 107V106H76ZM75 107V108H76ZM136 108H137V106H135ZM134 107V108H135ZM259 107H260V105H259ZM36 108V107H35ZM69 108V110L67 111L66 109H68ZM135 108V109H136ZM139 108V107H138ZM26 109V108H25ZM29 109L31 110L32 108L31 107H29ZM121 109V108H120ZM119 109V110H120ZM168 109V110H167ZM256 109V110H255ZM64 110H66V113L64 112ZM80 110H81V108H80ZM122 110V109H121ZM120 110V111H121ZM167 110L168 112H166V113H164L165 111ZM29 111V110H28ZM72 111V110H71ZM85 111V110H84ZM107 111H108V114H107ZM116 111V110H115ZM114 111V112H115ZM35 112V111H34ZM73 112V111H72ZM130 113H131V111H129ZM138 112V110L137 111H135V113H137ZM74 113V112H73ZM78 113H79V111H78ZM82 113V112H81ZM95 113H93V114H95ZM115 113H117V111L115 112ZM123 113V112H122ZM126 113H128L127 111H126ZM126 113H124V116H127L128 117V115L126 114ZM130 113H129V115H130ZM134 113V114H135ZM66 114V115H65ZM72 114V113H71ZM85 114H86V112H85ZM85 114H81L83 117H84V115ZM87 114H89V113H87ZM112 114V113H111ZM126 114V115H125ZM134 114H132V115H134ZM142 114V113H141ZM91 115V114H90ZM131 115V116H132ZM139 115V113L137 114V116ZM80 116V115H79ZM88 117H89V115H87ZM86 116V117H87ZM102 116H104L103 118H105V119H103L102 118ZM112 116H114V115H112ZM111 116V117H112ZM118 116V118H120V117H122V116H119V115H116V117ZM137 116H135L134 115V118L135 117H137ZM143 116H140V117H143ZM75 117V116H74ZM77 117V116H76ZM109 117V116H108ZM139 117V116H138ZM63 118V119H62ZM78 118V117H77ZM90 118V117H89ZM89 118H87V119H89ZM114 118V117H113ZM122 118H124V117H122ZM122 118H120V119H122ZM40 118H34V116L33 117H29V119L27 120L28 121V125L29 126H31V127H35V125H37L36 124V120H38L39 122H40V120H39ZM80 119H82V118H80ZM86 119V120H87ZM108 119V120H107ZM138 118H136L135 119V121H138L137 120ZM153 119H155V118H153ZM153 119L151 120V121H153ZM74 120H76V119H74ZM68 121H70V120H68ZM77 121V120H76ZM88 121V120H87ZM114 121H115V118H114ZM118 121V120H117ZM120 121V120H119ZM118 121V122H119ZM123 121H124V119H123ZM143 121V120H142ZM141 121V122H142ZM74 122V121H73ZM73 122H71L70 121V123H72V124H74ZM116 122V121H115ZM121 122V121H120ZM140 122V121H139ZM140 122V123H141ZM154 122V121H153ZM66 123H68V122H66ZM65 123V124H66ZM67 124V126L69 125V126H71L72 124ZM117 123V122H116ZM78 124V123H77ZM118 124V123H117ZM124 124V125H123ZM122 125H123V127H122V129H123V132L124 133H126V130L124 129V127H125V123H123ZM130 124V123H129ZM147 123H145V125H146ZM27 125V124H26ZM63 125V124H62ZM61 125V126H62ZM80 125V124H79ZM85 125V124H84ZM115 125V124H114ZM149 125V124H148ZM147 125V126H148ZM28 126V127H29ZM66 126V127H67ZM68 126V127H69ZM75 126H76V124H75ZM74 126V128L72 129V131H69V132H72L73 134H74V136H76V138H78V137H84L83 135H82V133L80 132V131H83V128H84V126H82V127H80V126H77V127H75ZM128 126H130V125H128ZM149 126H151V125H149ZM112 127V126H111ZM114 127H116V126H114ZM135 127L136 126H134V128H133V130L135 129ZM30 128V127H29ZM70 128H72V127H70ZM121 128V127H120ZM137 128V127H136ZM154 128V127H153ZM152 128V129H153ZM32 129V128H31ZM63 129V128H62ZM66 129V128H65ZM68 129V128H67ZM128 129H129V127H128ZM41 130V132H43ZM45 130V131H46ZM32 130H30V132H31ZM46 131V132H47ZM50 131H48L47 133L49 134V132ZM65 131V130H64ZM64 131H62V133H64ZM121 131V130H120ZM141 131V130H140ZM144 131V130H143ZM58 132H60L61 133V131L59 130ZM115 132H116V130H115ZM57 133V132H56ZM66 133V132H65ZM68 133V132H67ZM186 134V137H183V138H181V139H179V137H176V135H180V136H182L183 134ZM0 134H1V128H0ZM51 134V133H50ZM118 134V133H117ZM139 134V133H138ZM184 134V135H185ZM2 135V134H1ZM26 135V134H25ZM24 135V136H25ZM51 135H53V134H51ZM57 135V134H56ZM62 135V134H61ZM60 135V136H61ZM123 135H125V134H123ZM147 135V134H146ZM155 135V134H154ZM153 135V136H154ZM66 136V135H65ZM65 136H63L64 138H65ZM73 136V137H74ZM115 136H116V134H115ZM59 137V136H58ZM72 137V136H71ZM72 137V138H73ZM121 137H122V135H121ZM125 137V136H124ZM146 137V136H145ZM187 137H189L190 138V140H189V138H187ZM51 138V137H50ZM63 138V139H64ZM67 138V137H66ZM69 138V137H68ZM75 138V137H74ZM117 138H119L120 139V135H117V137H116V140H117ZM176 138V139H175ZM178 138V139H177ZM43 139V138H42ZM41 139V140H42ZM54 139V138H53ZM59 139V138H58ZM87 139V140H88ZM187 139L189 140V141H187ZM30 140V139H29ZM74 140H78V139H74ZM74 140H72L71 139V141L72 142H74ZM112 140H114V139H112ZM139 140V139H138ZM262 140V139H261ZM31 142H32V140H30ZM43 141V140H42ZM68 141H69V139H68ZM118 141V140H117ZM116 141V142H117ZM119 141H121V142H124V141H122V140H119ZM260 141V137H259V140L257 141V142H259ZM67 142V141H66ZM86 142V141H85ZM126 142V141H125ZM125 142H124V144H125ZM128 142V141H127ZM144 142V141H143ZM26 144H27V142H25ZM36 143V142H35ZM62 143L64 144V141H62ZM133 143V142H132ZM131 143V144H132ZM190 143V144H189ZM41 144H43L42 142H41ZM73 145H75L76 144V142L75 143H72ZM112 144H113V142H112ZM130 144V145H131ZM133 144H135V143H133ZM131 145V147L133 148V147H136V146H134V145ZM39 145H40V143H39ZM86 145H88V144H86ZM111 145V144H110ZM117 145V144H116ZM129 145V142H128V144H127V146ZM137 145V144H136ZM147 145V144H146ZM150 145V144H149ZM194 146L195 148H193L194 149V152L192 153V149L190 150V151H188V149H190V147L191 146ZM259 145V144H258ZM25 146V145H24ZM65 146V145H64ZM64 146H63V149H64ZM78 146H80V145H78ZM78 146H76V147H78ZM109 146V145H108ZM114 146V145H113ZM113 146L111 145V147L113 148ZM192 146V147H193ZM39 147V146H38ZM51 147H53V146H51ZM68 147V146H67ZM66 147V148H67ZM119 147V146H118ZM121 147H124L125 148V145H123V146H121ZM147 147V148H146ZM80 148V147H79ZM86 148V147H85ZM99 148V147H98ZM106 148H108L107 146H106ZM110 148V147H109ZM111 148V149H112ZM126 148H128V147H126ZM130 148V147H129ZM72 149V148H71ZM83 149V148H82ZM101 149H105V148H101ZM121 149H123V148H121ZM120 148H119V150L120 151H123V150H121ZM256 149H257V147H256ZM259 149V148H258ZM256 150L255 152H257L258 151V156H261L262 154L264 155V145H261V147H260V150ZM33 150V149H32ZM69 150V149H68ZM97 151H98V149H96ZM107 150V149H106ZM109 150V149H108ZM115 150V149H114ZM117 150V149H116ZM141 150V149H140ZM186 150V153L185 152H183V151H185ZM15 151V150H14ZM14 151H10V152H1L0 153V158H3L4 156H6V155H15L16 156V153L14 152ZM37 151V150H36ZM38 151H40L41 152V150L39 149ZM45 151V150H44ZM65 151V150H64ZM105 151V150H104ZM135 151V150H134ZM36 153V152H33V154L31 153H29V156H28V158H27V170L26 171H33V172H35L36 174L39 172V170H40V167L41 166H43V169H44V167L46 168V167H50L51 165L50 164H52L53 163V161H54V167H57V169L55 170L56 172H53V170H52V172L51 173H55V174H53V177H54V180H56L57 181V183L59 182L60 184L61 183H64V185H65V182H63V181H65V178H66V180H68V179H71L76 173H78L79 172V170L82 168H79V169H76L77 167H74V165H77V163H79V162H74V159H75V157H74V154H72L71 156H70V154H69V158H65V156L63 157V159L64 160H56L55 158H53V157H51L50 155H48V154H46V153H43V150H42V152L41 153H43V154H41V153ZM75 152V151H74ZM79 152V151H78ZM100 152V151H99ZM113 152V151H112ZM132 152H133V149H132ZM142 152V151H141ZM202 152V151H201ZM200 152V153H201ZM259 152H261L260 153V155H259ZM53 153V152H52ZM73 153V152H72ZM94 153H95V151H94ZM104 153L105 152H103L102 154V160L103 159H106V158H104V157H107L108 155H106V156H104ZM108 153H110V152H108ZM115 153V152H114ZM183 153V154H182ZM184 153L186 154V155H184ZM251 153V152H250ZM100 154V153H99ZM120 154V153H119ZM199 154V153H198ZM251 154V155H252ZM57 155H59V154H57ZM83 155H84V152H83ZM86 156H90V155H88V154H85ZM95 155L97 156V152L95 153ZM101 155V154H100ZM182 155V156H181ZM119 156V155H118ZM200 156V155H199ZM204 156V157H205ZM55 157V156H54ZM61 157V156H60ZM101 157V156H100ZM99 157V158H100ZM117 156H115V158H116ZM190 157V156H189ZM192 157V156H191ZM194 157V156H193ZM262 158L264 157V156H261ZM163 158V157H162ZM173 158V159H172ZM196 158V157H195ZM203 158V157H202ZM18 159V158H17ZM62 159V158H61ZM83 159V158H82ZM81 159V160H82ZM88 159V158H87ZM120 159V158H119ZM145 159H144V162H146L145 161ZM180 159V158H179ZM199 159V158H198ZM255 159H253V160H255ZM258 159V161L257 160H255V165H256V168H257V170L259 169V172H260V169H261V171H263L264 170V161H260L259 160V158H257ZM264 159V158H263ZM86 160V159H85ZM142 160V159H141ZM160 160V164H158L159 161ZM177 160V161H176ZM184 160V159H183ZM182 159L180 160V161H183ZM193 160V159H192ZM252 160V159H251ZM250 160V161H251ZM65 161V162H64ZM107 161V160H106ZM125 161V160H124ZM165 161V160H164ZM209 157H207L206 158V163H209ZM256 161H257V163H256ZM7 162V161H6ZM83 162H84V160H83ZM88 162H90V161H88ZM98 162V161H97ZM119 162V161H118ZM122 162V161H121ZM127 162V161H126ZM125 162V163H126ZM166 162V161H165ZM165 162H163V163H165ZM187 162V161H186ZM50 163V164H49ZM91 163V162H90ZM107 163V162H106ZM117 163V162H116ZM185 163V162H184ZM240 163V162H239ZM1 164V163H0ZM2 164H3V166H2ZM1 164V166L2 167H4V163H2ZM84 164V163H83ZM128 164V163H127ZM189 164V163H188ZM9 165V164H8ZM48 165H50V166H48ZM80 165V164H79ZM84 165H87V163L85 162V164ZM90 165V164H89ZM95 165V164H94ZM103 165V164H102ZM124 165H126V164H124ZM140 165V164H139ZM165 165H167V162L165 163ZM185 165V164H184ZM200 165V164H199ZM9 166H12V165H9ZM14 166V165H13ZM12 166V167H13ZM52 166V167H53ZM96 166V165H95ZM163 166H164V164H163ZM174 166H172V167H174ZM25 167V166H24ZM99 167V166H98ZM139 167V166H138ZM144 167V166H143ZM149 167H145L146 168V170L149 168ZM167 167V166H166ZM169 167V166H168ZM167 167V168H168ZM227 167V166H226ZM244 168H245V166H243ZM5 168H7V166L5 167ZM4 168V169H5ZM11 168V167H10ZM9 167H8V169H10ZM113 168V167H112ZM170 169H172L171 168V166L169 167ZM168 168V169H169ZM0 169H2V171H3V168H0ZM21 169V168H20ZM48 169V168H47ZM46 169V170H47ZM83 169H84V167H83ZM82 169V170H83ZM117 169H119V168H117ZM163 169V168H162ZM162 169H160V170H162ZM185 169V168H184ZM227 169V168H226ZM247 169L248 170H252L251 169V167H248L247 166ZM7 170V169H6ZM5 170V171H6ZM48 170H50V169H48ZM87 170V169H86ZM95 170V169H94ZM111 170V169H110ZM116 170V169H115ZM144 170V169H143ZM150 170V169H149ZM167 170V169H166ZM180 170V169H179ZM178 170V171H179ZM227 170H229V169H227ZM8 171V170H7ZM10 171H11V169H10ZM13 171V170H12ZM11 171V172H12ZM38 171V172H37ZM42 171V170H41ZM125 172H127L126 170H124ZM168 171V170H167ZM170 171V170H169ZM176 172H177V170H175ZM184 171V170H183ZM16 171H14V173H15ZM150 172V171H149ZM160 172V171H159ZM162 172V171H161ZM172 172H174L173 171V169H172ZM23 173L24 174H26L24 171H23ZM23 173L21 174V175H23ZM91 173V172H90ZM124 173V172H123ZM152 173V172H151ZM168 173V172H167ZM178 173V172H177ZM64 174H66V175H64ZM85 174H86V171H85ZM105 174H106V172H105ZM168 174H170V173H168ZM167 174V175H168ZM3 175H4V173H3ZM15 175V174H14ZM19 175V174H18ZM18 175H16L17 177H18ZM32 175H33V173H32ZM40 175V174H39ZM52 175V174H51ZM90 175V174H89ZM107 175V174H106ZM121 174H119V176H120ZM148 175H149V173H148ZM157 175H159V173L157 174ZM161 176H162V173L160 174ZM165 175H166V173H165ZM5 176V175H4ZM3 176V177H4ZM9 176V175H8ZM12 176H13V174H12ZM15 176V177H16ZM37 176V175H36ZM80 176V175H79ZM115 176V175H114ZM123 176V175H122ZM121 176V177H122ZM140 176V175H139ZM154 176V175H153ZM169 176V175H168ZM172 176V175H171ZM175 176H177V175H175ZM174 176V177H175ZM14 177V176H13ZM38 177V176H37ZM78 177V176H77ZM155 177H156V175H155ZM154 177V178H155ZM165 177V176H164ZM252 177V176H251ZM11 178V177H10ZM33 178H35V179H32V177H31V179L28 181V182H30V181H32L33 183H34V181L33 180H36L37 179V181L40 179L39 177L38 178H36L35 177V175H33ZM75 178V177H74ZM115 178H116V176H115ZM122 178H124V177H122ZM141 178V177H140ZM149 178V177H148ZM147 178V179H148ZM157 178V177H156ZM166 178V177H165ZM168 178V177H167ZM177 178V177H176ZM184 178H185V176H184ZM190 178V177H189ZM248 178H250V177H248ZM253 178V177H252ZM3 178L1 177V179L0 180H2ZM8 179V178H7ZM7 179H5V180H7ZM16 179V178H15ZM28 179V178H27ZM126 179V178H125ZM145 179V178H144ZM159 179V178H158ZM158 179H155L156 180V182H157V180ZM9 180V179H8ZM14 179L12 178V180H10V181H13ZM17 180H19L18 178H17ZM78 180H79V178H78ZM149 180V179H148ZM147 180V181H148ZM155 180H152V181H154L153 183H155ZM169 180H172V178L171 179H169ZM174 180H175V178H174ZM197 180V179H196ZM70 181V180H69ZM73 181H74V179H73ZM151 181V180H150ZM167 181V180H166ZM181 181H183V180H180V182ZM192 181V180H191ZM16 183H18L17 181H15ZM20 182H21V185H20ZM19 182V184H14L15 186H22V181H20ZM26 182V181H25ZM28 182H27V184H28ZM94 182V181H93ZM137 182V181H136ZM144 182V181H143ZM171 182H174V181H171ZM170 182V183H171ZM176 182V181H175ZM180 182L179 183H177V185H178V187H180ZM186 182V181H185ZM185 182H183V185H184V183ZM190 182V181H189ZM1 183H3V180H2V182ZM8 183V182H7ZM35 183H37V182H35ZM99 183V182H98ZM160 183V182H159ZM241 183V182H240ZM3 184H6V183H3ZM10 184H12V183H10ZM26 184V185H27ZM30 184V183H29ZM29 184H28V186H29ZM32 184V183H31ZM30 184V185H31ZM50 184V183H49ZM52 184V186H53V184H56V183H51ZM96 184V183H95ZM150 184V183H149ZM156 184V183H155ZM176 184V183H175ZM7 185V184H6ZM13 185V186H14ZM24 185H25V183H24ZM112 185V184H111ZM115 185H117V184H115ZM119 185V184H118ZM117 185V186H118ZM127 185V184H126ZM168 185V184H167ZM174 185V184H173ZM187 185V184H186ZM245 185V184H244ZM247 185V184H246ZM3 186H5V185H3ZM14 186V187H15ZM35 186V185H34ZM55 186H57V184L55 185ZM72 186V185H71ZM154 186V185H153ZM157 186V185H156ZM168 186H170V184L168 185ZM167 186V187H168ZM38 187V186H37ZM51 187V186H50ZM54 187V186H53ZM61 187H63V185L61 186ZM65 187H66V185H65ZM64 187V188H65ZM111 187V186H110ZM114 186H112V188H113ZM118 187H120V186H118ZM117 187V188H118ZM137 187V186H136ZM171 187V186H170ZM173 187V186H172ZM171 187V188H172ZM177 187V188H178ZM249 187H250V189H249ZM248 187V189L250 190H247V194H248V192H250V194H251V196H255L256 194H257V192H260V191H262V187L264 188V186H256V188H254V189H252L251 188V186H249ZM4 188V187H3ZM13 188V187H12ZM56 188V187H55ZM58 189H59V187H57ZM98 188V187H97ZM115 188V187H114ZM132 188V187H131ZM148 188V187H147ZM154 188V187H153ZM166 187H164V189H165ZM176 188V187H175ZM245 188V187H244ZM1 189V188H0ZM24 188H22V192L20 193V192H18V191H21V190H16L17 191V193H20V194H23L24 193V195H20V197H18V198H23L24 196H25V191H26V193H27V197H28V195H30L27 191H29L30 189H25V190H23ZM72 189V188H71ZM102 189V188H101ZM157 189V188H156ZM155 189V190H156ZM159 189V188H158ZM168 189V188H167ZM174 189V188H173ZM181 189V188H180ZM183 189V188H182ZM181 189V190H182ZM110 190V189H109ZM124 190V189H123ZM175 190V189H174ZM4 191H7L6 189L4 190L3 189V192ZM101 191V190H100ZM115 191V190H114ZM114 191H112L113 193H115ZM246 191V190H245ZM1 194H2V196H4V197H6L5 196V194L4 193H2V189H1ZM8 192H10V190L8 191ZM11 192H12V190H11ZM10 192V193H11ZM36 192V191H35ZM52 192H53V190H52ZM58 192V190L56 191V192H53L54 194L55 193H57ZM60 192V191H59ZM75 192V191H74ZM96 192V191H95ZM98 192V191H97ZM111 192V193H112ZM171 192V191H170ZM179 192H180V190H179ZM183 192H184V189H183ZM7 193V192H6ZM9 193V194H10ZM13 193V192H12ZM6 194L7 196H15V195H13V194ZM15 194H16V192H14ZM48 194H47V197L49 198V197H53V196H50L49 194L51 193H49V192H47ZM66 193H68V191L66 192ZM108 193V192H107ZM110 193V192H109ZM112 193V194H113ZM174 193V192H173ZM52 194V193H51ZM152 194V193H151ZM170 194V193H169ZM183 194V193H182ZM182 194L180 195V194H178V196L180 195V196H182ZM32 195V194H31ZM41 196L40 197H45L46 196V193H44V195L41 193L40 194ZM43 195V196H42ZM49 195V196H48ZM61 195H62V193H61ZM161 195V194H160ZM162 195H165V193L164 194H162ZM2 196H0V199H1V197ZM25 196V197H26ZM36 196V195H35ZM116 195H114V197H115ZM171 196V195H170ZM173 196V195H172ZM56 196H54V198H55ZM57 197H58V195H57ZM62 197V196H61ZM69 197V196H68ZM157 197V196H156ZM155 197V198H156ZM160 197V196H159ZM8 198V197H7ZM16 198V197H15ZM35 198V197H34ZM39 198V197H38ZM42 198H40V199H42ZM46 198V197H45ZM70 198V197H69ZM109 198V197H108ZM116 198H118V200H121V199H119L120 197H116ZM116 198H114V199H112V201H109L108 199H104V200H108L110 203H113V206L112 207H114V208H116V209H114L115 211H117V208H120V203L122 202H118V201H116L115 199ZM167 198V197H166ZM165 198V199H166ZM3 199H5V198H3ZM39 199V200H40ZM72 199V198H71ZM168 199V198H167ZM207 199V198H206ZM17 200V199H16ZM15 200V201H16ZM43 200H44V198H43ZM43 200H41V201H43ZM46 200H47V198H46ZM49 200H50V198H49ZM51 200H52V198H51ZM50 200V201H51ZM55 200V199H54ZM68 200V199H67ZM73 200V199H72ZM71 200V201H72ZM1 201V200H0ZM4 201V200H3ZM8 201L9 200H7V203H8ZM11 201H12V199H11ZM41 201H39V202H36V203H38V204H36V206L38 205V207L41 205ZM45 201V200H44ZM48 201V200H47ZM47 201L46 202H42V205H43V207H44V204L45 203H47ZM50 201H48V205H49V203H50ZM56 201V200H55ZM59 201V200H58ZM69 201V200H68ZM68 201H67V203H68ZM106 201H104V202H106ZM108 201L106 202V203H108ZM168 201V200H167ZM178 201V200H177ZM2 202V201H1ZM6 202V201H5ZM124 202V201H123ZM169 202V201H168ZM203 202V201H202ZM7 203H5V204H7ZM10 203V202H9ZM8 203V204H9ZM21 203V202H20ZM26 203V202H25ZM125 203V202H124ZM123 203V204H124ZM155 203V202H154ZM192 203V202H191ZM190 203V204H191ZM201 203V202H200ZM1 204V203H0ZM13 204V203H12ZM19 204V203H18ZM28 204V203H27ZM40 204V205H39ZM51 204V203H50ZM53 204V203H52ZM123 204H121V207H122V205ZM196 204H198V203H196ZM10 205L11 204H9V209H10ZM16 205V204H15ZM14 205V206H15ZM41 205V206H42ZM53 205H55V204H53ZM60 205H61V203H60ZM59 205V206H60ZM65 205V204H64ZM106 205V204H105ZM125 205V207L127 206V204L125 203L124 204ZM168 205H169V203H168ZM31 206V205H30ZM40 206V207H41ZM46 206L47 205H45V209L47 210V208H46ZM50 206V205H49ZM73 206V205H72ZM72 206H70V207H72ZM98 206H99V204H98ZM176 207H177V205H175ZM179 206V205H178ZM8 207V206H7ZM16 207H18V205H16ZM23 207H24V205H23ZM63 207H65V206H63L62 205V207H59V208H61V209H64ZM87 207V206H86ZM203 207V206H202ZM14 208V207H13ZM13 208H12V211H13ZM28 208V207H27ZM31 208L32 209H34L35 211L37 210V209H35V208H33V206H31ZM73 208V207H72ZM175 208V207H174ZM173 208V209H174ZM18 209V208H17ZM41 210L42 209V207L41 208H38V210ZM45 209H43V211L45 210ZM50 208L48 207V210H49ZM67 209V208H66ZM124 209V208H123ZM157 209H158V207H157ZM161 209V208H160ZM171 209V208H170ZM180 209V208H179ZM22 210V209H21ZM21 210H17V212L18 211H21ZM39 210V211H40ZM46 210L44 211V214L46 213ZM47 210V211H48ZM104 210V209H103ZM181 210V209H180ZM193 210H194V208H193ZM7 211H8V208H7ZM15 211H16V209H15ZM15 211H13V212H15ZM24 211V210H23ZM23 211L21 212L22 213V215L24 214L23 213ZM32 212H34V216H35V213H37V212H39V211H33V210H31ZM42 210H41V214H40V212H39V214H36V217H37V215H41V217H39V218H41L40 220H42L44 217H45V215L42 217V212H43ZM55 211V210H54ZM68 211H70V210H68ZM105 211V210H104ZM120 211V210H119ZM118 211V212H119ZM127 211V210H126ZM125 211V212H126ZM159 211V210H158ZM182 211H183V209H182ZM185 211V210H184ZM189 211V210H188ZM201 211V210H200ZM12 212V214H13V217L10 215V217L11 218H9L11 221L14 219V217H16L15 215H17L16 213L14 214ZM71 212V211H70ZM75 212V211H74ZM127 212H129V211H127ZM137 212V211H136ZM153 212H154V210H153ZM161 212V211H160ZM169 212V211H168ZM192 212V211H191ZM194 212V211H193ZM198 212V211H197ZM4 213H5V216H6V212L4 211ZM9 213V212H8ZM8 213H7V216H9L8 215ZM11 213V212H10ZM28 213V212H27ZM71 213H73V212H71ZM76 213H78L77 211H76ZM121 213H123V212H121ZM130 213V212H129ZM128 213V214H129ZM159 213V212H158ZM162 213V212H161ZM171 213V212H170ZM174 213H175V211H174ZM28 214H30V212L28 213ZM32 214L30 215V217L32 216ZM67 214H69L68 212H67ZM90 214V213H89ZM93 214V213H92ZM193 214V213H192ZM196 214V213H195ZM203 214V213H202ZM20 215V214H19ZM19 215H17V218L16 219H18L19 218ZM26 215V216H25ZM25 215H23L22 217H24L25 216V220H24V218L22 219L21 217V219H18L17 220V223L15 222L16 220H14V226L16 227V231L14 230V233H16L17 232V235L16 234H14V236L17 238V239H19V240H23L21 237H25V235H26V237H25V239H26V241H27V237H29L28 235H30L31 234V236H32V234H33V236L34 237H29L34 243H37V242H35L34 241V239H32V238H35V234H34V227L32 228V227H29V226H32V224L33 223H35L34 222V220L32 221L31 220V222H32V224H28V223H24V224H26V226H24V228H25V230H23L22 229V227L21 228H19L20 226L19 225H22V223L25 221L26 222V220L28 219V217H27V214H25ZM66 215V214H65ZM74 215V214H73ZM80 215H81V213H80ZM126 215V214H125ZM131 215V214H130ZM133 215V214H132ZM160 215V214H159ZM190 215H191V213H190ZM223 215V214H222ZM5 216H4V218H5ZM21 216V215H20ZM34 216H32V217H34ZM69 216H71V214L69 215ZM77 216V215H76ZM85 216V215H84ZM104 216V215H103ZM134 216V215H133ZM165 216V215H164ZM178 216V215H177ZM31 217V218H32ZM88 218H89V215L87 216ZM119 217H120V215H119ZM130 217V216H129ZM160 217V216H159ZM184 217V216H183ZM7 219H8V217H6ZM30 218V219H31ZM66 218H69V217H66ZM131 218V217H130ZM7 219H5V221L7 222V223H10V224H12L13 225V223L11 222V221H8ZM85 219H86V217H85ZM92 219V218H91ZM121 219V218H120ZM131 219H133V218H131ZM152 219H153V217H152ZM20 220V224L18 223V221ZM40 220H38V223L40 222ZM179 220V219H178ZM198 220V219H197ZM132 221V220H131ZM90 222H91V220H90ZM89 222V224H91ZM30 223V222H29ZM10 224H7V225H10ZM28 224V225H27ZM36 224H37V222H36ZM131 224V223H130ZM66 225V224H65ZM92 225V224H91ZM23 226V225H22ZM33 226H35L34 224H33ZM63 226V225H62ZM13 226H9V228L11 229ZM15 227L14 228H12V229H15ZM29 227V228H28ZM65 227V226H64ZM66 227H68V226H66ZM65 227V228H66ZM84 227V226H83ZM83 227H81V228H83ZM31 229V231H32V233H30V234H28L29 232H28V230H27V232L28 233H26V234H23V233H25V231H26V229ZM56 228V227H55ZM62 228V227H61ZM64 228V230H66ZM85 228V227H84ZM69 229V228H68ZM71 229V228H70ZM93 229V228H92ZM96 229V228H95ZM99 229V228H98ZM137 228H134V230H132V228H130V232L131 231H135ZM89 229H87V231H88ZM19 231V232H18ZM56 231H57V229H56ZM11 232V231H10ZM59 232H60V230H59ZM71 232V231H70ZM82 232V231H81ZM85 232H86V230H85ZM90 232V233H89ZM98 232V231H97ZM107 232V231H106ZM105 232V233H106ZM136 232V231H135ZM13 233V232H12ZM19 233H20V235H19ZM58 233V232H57ZM57 233H55V234H57ZM72 233V232H71ZM71 233L69 234V233H67V234H69L68 235V237L66 238V236H67V234H64V239H67L68 240V238H70L72 235H71ZM74 233V232H73ZM83 234H84V238H85V236H86V233H84V231L82 232ZM89 233V234H88ZM101 233V232H100ZM104 233V232H103ZM133 233V232H132ZM60 234V233H59ZM87 234L88 235H90V234H94L93 232H91V231H88L87 232ZM251 234V233H250ZM71 235V236H70ZM187 235V234H186ZM8 236V235H7ZM36 236H37V234H36ZM70 236V237H69ZM91 236H95V235H90V237ZM178 236V235H177ZM251 236H252V234H251ZM251 236H250V238H251ZM38 237V236H37ZM58 237V236H57ZM111 237V236H110ZM110 237L108 238V240L110 239ZM28 238V241L30 240ZM60 238H61V236H60ZM86 238H89L88 236H86ZM182 238V237H181ZM246 238H248V237H246ZM16 239V240H17ZM36 239V238H35ZM89 239H92V237L91 238H89ZM10 239H8L7 241L9 242V244H10V247L12 246V248H13V245H11V241H9ZM19 240H17V241H15V239H14V241L15 242H17V243H20L19 242ZM66 240V241H67ZM86 240V239H85ZM84 240V241H85ZM88 240V239H87ZM250 240V239H249ZM23 241H25V240H23ZM25 241V242H26ZM32 241H30V242H32ZM39 241H40V239H39ZM61 241H62V239H61ZM64 241V240H63ZM69 241V240H68ZM67 241V242H68ZM89 241V240H88ZM11 242V243H10ZM14 242V243H15ZM32 242V243H33ZM65 242V241H64ZM64 242H62V243H64ZM66 242V243H67ZM92 242H94L95 243V241L93 240H91V242L89 241V242H85V243H87V244H83V245H85V246H87L88 244H91ZM96 242H98V241H96ZM104 242V241H103ZM15 244V247L12 249L11 248V252H9V253H12L13 251L12 250H14L15 251V249H17L16 251H18V245H19V247H21L22 246V243H20V244ZM24 243V242H23ZM29 243V242H28ZM33 243V244H34ZM66 243H64L65 245H66ZM82 240L80 241V245H81V247L83 248H85V246H83L82 245ZM94 243H92V244H94ZM99 243V242H98ZM205 243V242H204ZM209 243V242H208ZM252 243V242H251ZM9 244H7V245H9ZM25 244V243H24ZM29 244H31V243H29ZM38 244H40V245H38L37 247H33V248H37L38 249V247H43V245L44 244H41L40 242L38 243ZM68 244V243H67ZM263 244V243H262ZM32 245V244H31ZM31 245H28V247L29 246H31ZM50 245V244H49ZM48 245V246H49ZM62 245V244H61ZM70 245V247H71V249H73L74 247L71 245V242L69 241V244H68V246ZM97 245V244H96ZM100 245V247L98 246V247H96V248H100V250L102 249H105V248H103L102 246H101V244H99ZM208 245V244H207ZM25 246V245H24ZM23 246V247H24ZM34 246H36V244H34ZM10 247L8 248V249H6V250H9L10 249ZM17 247V248H16ZM23 247H21L22 248V250H23V252H20V251H18V252H20V253H18V254H20L21 255V253L23 254L24 253V248ZM25 247H27V243H26V246ZM27 247V248H28ZM32 247V246H31ZM30 247V248H31ZM45 247V246H44ZM64 247V246H63ZM66 247H67V245H66ZM66 247H65V250H66ZM80 247V246H79ZM102 247V248H101ZM32 248V250H33V253H34V249ZM61 248V247H60ZM96 248L95 249H93L92 251H94L95 253H97L95 250H96ZM20 249V248H19ZM47 248H45V250H46ZM70 249V250H71ZM25 250L27 251H25V253L26 254H24V255H21V257H23V264H25V263H31V259L29 258V256L30 257H32V255H33V253L30 255L29 254V252H32L31 251V249L29 250V252H28V249H26L25 248ZM81 250H83V249H81ZM99 250V249H98ZM37 251L38 250H36L35 252L37 253ZM68 251H69V248H67V253H68ZM72 251V250H71ZM92 251H90L91 253H88V254H90V257H91V255L94 253V252H92ZM62 252V251H61ZM77 252H79L78 250H77ZM98 252H100V251H98ZM102 252V251H101ZM106 252V251H105ZM105 252H103V253H105ZM27 253H28V257H27ZM41 253V252H40ZM45 253H47V251L45 252ZM44 253V254H45ZM67 253H65V254H67ZM72 253V252H71ZM75 253V252H74ZM85 253V252H84ZM94 253V255H96ZM103 253H102V255H103ZM14 254H16L15 252H14ZM13 254V255H14ZM43 254V255H44ZM48 254V253H47ZM57 254V253H56ZM80 254H82V251H81V253ZM87 254V253H86ZM86 254H85V256H86ZM100 254V253H99ZM99 254L97 253V255H98V257H99ZM106 254L108 255V252H106ZM241 254H242V252H241ZM240 254V255H241ZM244 254V253H243ZM43 255H41V256H43ZM49 255V254H48ZM60 255V254H59ZM101 255V256H102ZM16 256H18L17 254H16ZM24 256H26V259L27 258H29L28 259V261L29 262H27V261H24V260H26V259H24ZM46 256V255H45ZM53 256V255H52ZM68 256H69V254H68ZM77 256V255H76ZM88 256V255H87ZM86 256V257H87ZM15 257V256H14ZM44 257V256H43ZM51 257V255L49 256V258ZM54 257V256H53ZM81 257H83V256H81ZM84 258L85 259V262L87 261L86 259H88V258ZM92 257H95V256H93L92 255ZM97 256L95 257V258H97V259H100L101 257H99L98 258ZM10 258H12V257H10ZM37 258V257H36ZM48 258V257H47ZM66 257H64V259H65ZM71 258V257H70ZM79 258V257H78ZM94 258V259H95ZM105 258V257H104ZM17 260H20L19 259V257L18 258H16ZM15 259V260H16ZM42 259V258H41ZM46 259V258H45ZM72 259H74V258H72ZM96 259V260H97ZM102 259V258H101ZM100 259V260H101ZM239 259H241V258H239ZM239 259H238V261H239ZM8 260H9V258H8ZM11 260V259H10ZM16 260V261H17ZM22 260V259H21ZM33 260V259H32ZM48 260H50V259H48ZM88 260H90V259H88ZM11 261H13V260H11ZM15 261V264L16 263H18V262H16ZM34 261V260H33ZM54 261V260H53ZM78 261V260H77ZM84 261V260H83ZM237 261V262H238ZM9 262V261H8ZM21 262V261H20ZM19 262V263H20ZM25 262V263H24ZM50 262V261H49ZM48 262V263H49ZM71 262H74L73 260L71 261ZM10 264H13V263H11V262H9ZM18 263V264H19ZM51 263H53V262H51ZM80 263V262H79ZM20 264H22V263H20ZM74 264H75V262H74Z\"/></svg>",
	"mask_w": 264,
	"mask_h": 264
}]
</instances>
